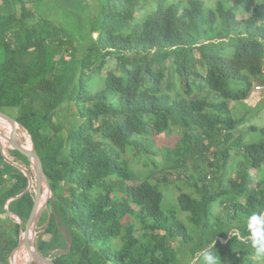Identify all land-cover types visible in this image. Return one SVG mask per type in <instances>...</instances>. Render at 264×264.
Segmentation results:
<instances>
[{
	"label": "trees",
	"instance_id": "trees-1",
	"mask_svg": "<svg viewBox=\"0 0 264 264\" xmlns=\"http://www.w3.org/2000/svg\"><path fill=\"white\" fill-rule=\"evenodd\" d=\"M50 1L0 0V112L15 111L12 118L29 131L52 193L37 223L49 238L40 236L36 251L53 264H69L67 257L73 264H183L184 251L201 264L199 253L214 241L220 264H262L229 229L243 232L247 217L264 211V179L258 188L249 179L264 161V128H251L261 135L258 143L229 141L242 120L231 116V103L246 101L255 82L264 85V0L243 19L225 0L211 7L156 0L140 20L143 0H95L93 7L61 0L58 24L46 15L60 9ZM77 43L86 44L84 55L59 61L58 53ZM110 58L117 71L97 86L91 73L99 75ZM70 103L75 114L67 130L59 115ZM176 128L180 137L166 147L165 135ZM130 149L155 170L132 186L126 184L136 177L123 160ZM239 151L246 165L233 166L232 152ZM10 155L28 163L15 150ZM158 156L170 157L163 169L185 172L191 190L176 195L174 211L162 210L161 181L150 180ZM18 177L1 180L0 198L22 194L8 210L24 224L34 194ZM19 227L0 218V264L17 246ZM24 252L23 246L17 264Z\"/></svg>",
	"mask_w": 264,
	"mask_h": 264
},
{
	"label": "rangeland",
	"instance_id": "rangeland-1",
	"mask_svg": "<svg viewBox=\"0 0 264 264\" xmlns=\"http://www.w3.org/2000/svg\"><path fill=\"white\" fill-rule=\"evenodd\" d=\"M60 1L61 0L50 1L52 6H59L60 7V9L58 11H54V10L46 11V15L52 16L50 18L54 19L57 22V24L59 21L63 22V20H61V17H60V13L62 12V4ZM85 1L87 4L91 5L92 7L96 4L95 0H85ZM170 1H175V0H170ZM182 1H185V0H182ZM203 1L205 2V4L208 7L213 6L216 2V0H203ZM225 1L230 7L235 6L234 9H235V13H236L238 19H243V18L248 17L249 13L252 12L255 5L258 4L261 0H225ZM155 2H156V0H143L141 2L142 9H138L136 12V19L140 20L146 12L153 10L154 6H155ZM93 16H94V14L92 13L91 18ZM73 19H76V18L74 17ZM85 48H86V44L85 45L82 43L74 44L73 47L67 48V50H63V51L58 53L59 61H63V62L67 61L70 58V55L74 54L75 52H76L75 56L79 59L84 55ZM1 53H2V50H0V64L3 63V57L1 55ZM169 62H170V60H169ZM116 67H117V61H115V59H113V58H110V59H108L106 66L103 68L101 73H99V75H97L96 72H94V73L92 72L91 75L95 79V81L97 82V86H99V83H101L103 81V78H104L106 72L110 71V70L117 71ZM2 69H5V66L2 65ZM201 70H202V68H201ZM175 82L178 84V82H179L178 77H176ZM257 85H262V84H257V82H255L253 84L251 92L249 93L246 101L231 103V107H232L231 116L233 118L242 119V120H241V123L239 124L238 131L234 134V136L232 138L233 140L229 141V145L233 144L235 142L234 139H236V138L240 139L241 145H248V144L258 143L261 141L260 133L258 131L253 132L251 130V128H255V129H263L264 128V90H262L260 93L256 92L255 87ZM177 88L181 92H183L184 88L180 84H178ZM239 88H242V86L240 85ZM68 109L69 110L67 112L62 113V111H61V113L59 115L61 124L67 130L69 129V126H70V122L68 121V117L73 118L72 115L75 114L74 104L70 103L68 106ZM7 114L9 117L12 118L13 117L12 115L15 114V111H8ZM12 119H14V118H12ZM11 124L12 123H10L9 129L0 125V131L10 130ZM15 130L16 131H15L14 136L12 138L15 140H18V141H23L21 131L18 128H15ZM179 137H180V129H178V128H176L171 134L165 135L164 142L166 144V147H172V145H174L177 142V139ZM226 146L227 145H222L220 147V149L223 150L224 148H226ZM9 151H11V150H9V148H7L6 146L3 147V153L5 154V156L8 159L10 158V159L15 160L13 157L9 156L10 155L8 153ZM238 153H239V155L236 152H232V154L235 155V159L233 160V166L238 164V162H242L243 164L246 163L244 161L240 151ZM206 156H207L206 158L209 161L213 160L214 159V149H212ZM164 157L166 159L170 158L168 156H158L155 158L156 160L160 161L161 165L159 167L158 172H155V174L153 176H151L150 180L152 182H156L157 179H159L161 181V182H159L160 184H158V186L160 187L162 194H163L162 210L163 211H167V210L174 211L177 209L176 202H175L176 195L180 192H188L189 193V192H191V190H188L187 188H185L186 185L183 184V182H182L183 173H185L184 171H171L170 168H168L166 170L162 168L164 162L167 161L166 159H164ZM123 160H124L125 167H127L136 177L135 181H131V182L126 184L128 186L139 184L141 182L142 178L147 176L151 172L150 170H152L151 165L144 166L146 161H145L144 157L136 149L128 150L126 152V155L123 157ZM18 163L21 164L20 162H18ZM3 165H6V164H3ZM21 165H23V164H21ZM201 165L203 166L204 171H206L205 163H203ZM26 167L29 169V166H26ZM152 171H155V170H152ZM212 176H213L212 174L209 175L210 178H212ZM209 177L207 178V180L209 179ZM230 177L233 179H236V175L234 174L233 171H230ZM249 179L251 181V187L252 188H255V187L258 188L259 187V184L264 179V161L262 162L261 168H259L257 170H252L250 172ZM215 187H217L216 184H215ZM44 190H45V188L43 185L42 191L44 192ZM31 192L34 193V189H31ZM43 192H42V194H43ZM51 197H52V193L50 191L49 196L43 200V203L45 201L47 202L48 200H50ZM47 203H46V207L44 210H46L48 208ZM3 205H4L3 203H0V206H3ZM135 211H136V207L130 206V213H134ZM215 211H217V213L221 214L220 206L217 205L215 207ZM179 218L181 219V218H183V216L181 215V216H179ZM15 220L18 223V220L17 219H15ZM39 220H40V218H39ZM133 224L135 225V227L137 229L139 228V220L138 219L134 220ZM44 227L45 226L43 224L40 226L36 224V226H35L34 234L32 237V242L34 245V248H33L34 251H36L37 241H38V238L40 236H43V234H45V238L43 237V239L49 238V236L46 233H44ZM19 232H22L20 230V227H19ZM178 245H179V243H177L176 241H173V244L171 246V252L177 253L178 252ZM54 253L52 255H54ZM10 254L11 253H9V256H10ZM61 254L65 255L66 252H63ZM178 256H179L180 260L183 262V264H194V262H195L184 251L182 253H178ZM51 259L52 258H49V257L47 258L46 261H43L42 259H40L39 262L34 261L32 264H52ZM67 260L70 261L71 264L75 263L74 259L72 257L71 258L67 257ZM4 264H10L9 259L7 260L6 257L4 260ZM26 264H28V261L26 262ZM222 264H230V262H224Z\"/></svg>",
	"mask_w": 264,
	"mask_h": 264
},
{
	"label": "water",
	"instance_id": "water-1",
	"mask_svg": "<svg viewBox=\"0 0 264 264\" xmlns=\"http://www.w3.org/2000/svg\"><path fill=\"white\" fill-rule=\"evenodd\" d=\"M0 117L4 120L9 121L14 125V127L18 128L21 131L23 141H18L15 139H3L0 137V148L3 146H6L10 150H15L19 152L27 162L31 165L33 171H26V177L28 180V190L34 189V199H33V206L31 209V212L26 220V222L23 224L18 216V224L20 226V230L23 232H20L19 239L17 246L13 249L9 256V262L10 264H14V254L16 251H18L23 246L26 247V249H29V237L31 234H34V229L36 224L39 221V218L44 211L46 207V203L48 202H42V186L43 183L47 185V188L50 190V185L46 176V173L44 171V168L42 166V162L40 159V156L36 150V147L34 145L33 139L27 129H25L21 124L16 122V120L9 117L7 114L0 112ZM25 140V142H24ZM33 237V236H32ZM34 256L37 258H41L43 261H46L47 258L41 255L40 253L36 252L34 255L30 253V257ZM34 261H29L28 264H32ZM52 262V261H51ZM53 264V263H52Z\"/></svg>",
	"mask_w": 264,
	"mask_h": 264
},
{
	"label": "clouds",
	"instance_id": "clouds-1",
	"mask_svg": "<svg viewBox=\"0 0 264 264\" xmlns=\"http://www.w3.org/2000/svg\"><path fill=\"white\" fill-rule=\"evenodd\" d=\"M229 235L232 238L235 236L250 250L255 260L264 264V211L251 213L246 219L244 231L233 226L229 229ZM213 244L214 241L199 253L201 264H220L217 252L212 250Z\"/></svg>",
	"mask_w": 264,
	"mask_h": 264
},
{
	"label": "crops",
	"instance_id": "crops-1",
	"mask_svg": "<svg viewBox=\"0 0 264 264\" xmlns=\"http://www.w3.org/2000/svg\"><path fill=\"white\" fill-rule=\"evenodd\" d=\"M260 93V92H258ZM232 108V107H231ZM4 147V146H3ZM3 147L0 148V155L3 157L4 161L3 163L6 165H3L2 163L0 166V186H1V180H7V181H17L18 180V175L22 174L23 176L26 177V171H33L31 165L29 163H25V162H20L21 164L18 163V161L13 160V159H8L5 154L3 153ZM10 150V149H9ZM11 151H9L8 153L10 154ZM10 157H12L11 155H9ZM25 165V166H24ZM29 166V169L26 167ZM10 167H12L15 171H11ZM22 167V168H21ZM27 178V177H26ZM28 181V180H27ZM9 182L7 184V187L9 186ZM24 192H31V190H28V183H27V188ZM32 193V192H31ZM22 194L17 195V196H10L8 198H0V203H3V206H0V210H4L5 214H1L0 218H5V215L9 216L12 220H14V222H16L15 219H17L16 215L11 213L8 210V205L11 201L19 198ZM18 220V219H17ZM17 223V222H16ZM18 224V223H17Z\"/></svg>",
	"mask_w": 264,
	"mask_h": 264
},
{
	"label": "bare ground",
	"instance_id": "bare-ground-1",
	"mask_svg": "<svg viewBox=\"0 0 264 264\" xmlns=\"http://www.w3.org/2000/svg\"><path fill=\"white\" fill-rule=\"evenodd\" d=\"M0 125L8 128V129L10 128V122L7 121V120H4L3 118H0ZM15 131L16 130H13V129L0 131V137L3 138V139H5V140L6 139H11L14 136ZM43 185H44L45 190H44V192L42 194V202H43L44 199H46L49 196V193H50V191L47 188V185L44 184V183H43ZM32 236H33V234H31L30 237H29V244H30L29 247L30 248L29 249H26V247H25V252H24L23 258H22V260H21V262L19 264H26L27 261L28 262L29 261L39 262L40 259H41V258H37V257H34V256H31L30 257V253H32L33 255L35 253V251L33 250L34 245H33V242H32ZM19 250L16 251L15 254H14V264H17L16 263V257H17V254H18Z\"/></svg>",
	"mask_w": 264,
	"mask_h": 264
},
{
	"label": "built area",
	"instance_id": "built-area-1",
	"mask_svg": "<svg viewBox=\"0 0 264 264\" xmlns=\"http://www.w3.org/2000/svg\"><path fill=\"white\" fill-rule=\"evenodd\" d=\"M262 90H264V85H257L256 87H255V91L256 92H261ZM257 182V181H256Z\"/></svg>",
	"mask_w": 264,
	"mask_h": 264
}]
</instances>
